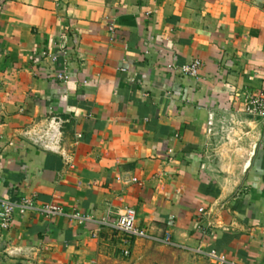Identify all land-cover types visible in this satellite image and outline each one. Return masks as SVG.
<instances>
[{"label":"crops","instance_id":"0c3cea01","mask_svg":"<svg viewBox=\"0 0 264 264\" xmlns=\"http://www.w3.org/2000/svg\"><path fill=\"white\" fill-rule=\"evenodd\" d=\"M263 89L264 0H0V194L86 218L16 217L0 264H101L127 207L211 264H264Z\"/></svg>","mask_w":264,"mask_h":264},{"label":"built area","instance_id":"2783aa9c","mask_svg":"<svg viewBox=\"0 0 264 264\" xmlns=\"http://www.w3.org/2000/svg\"><path fill=\"white\" fill-rule=\"evenodd\" d=\"M41 55L45 57L46 53H42ZM201 65L199 60H195L192 64L181 67L180 73L184 76L196 78ZM59 77L62 78L61 75ZM63 78L66 79L67 76H63ZM245 112L262 121L264 124V89L258 95L251 96L248 99L245 105ZM133 180L136 181L135 179ZM31 211L38 212L49 218L70 216L80 222L86 220L79 211L70 214L60 205L51 203L39 205L34 198L29 196L21 197L18 200H12L0 194V230L2 232L8 231L16 217L24 216ZM200 212H203L202 209H200ZM103 224L112 227L120 235V243L124 247L122 253L125 255L129 254L132 239L146 236V232L137 229L136 211L131 207L123 209L115 219H105ZM208 256L210 258H217L214 251L209 252Z\"/></svg>","mask_w":264,"mask_h":264},{"label":"rangeland","instance_id":"374dc122","mask_svg":"<svg viewBox=\"0 0 264 264\" xmlns=\"http://www.w3.org/2000/svg\"><path fill=\"white\" fill-rule=\"evenodd\" d=\"M101 264H211V261L199 250L177 247L164 237L146 234L132 239L128 255L117 250Z\"/></svg>","mask_w":264,"mask_h":264}]
</instances>
